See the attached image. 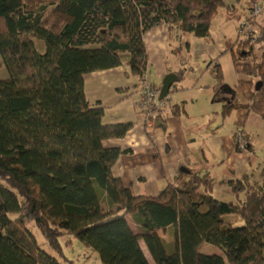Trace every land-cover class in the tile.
<instances>
[{
  "label": "trees",
  "instance_id": "16d2710c",
  "mask_svg": "<svg viewBox=\"0 0 264 264\" xmlns=\"http://www.w3.org/2000/svg\"><path fill=\"white\" fill-rule=\"evenodd\" d=\"M219 8L237 11L227 0H0V74H8L0 78V264H64L63 235L105 264H264V160L222 180L234 201L211 194L215 177L197 163L157 195L134 194L115 169L127 150L106 146L134 123L106 122V105L85 89L94 72L128 65L147 74L144 36L156 27L175 28L180 41L209 38ZM251 12L248 21L259 16ZM261 38L228 42L242 76L234 87L212 63L223 121L240 109L264 121ZM172 109L185 112L182 104ZM237 131L244 140L241 148L234 132L237 150H253L250 134ZM206 245L218 251L206 253Z\"/></svg>",
  "mask_w": 264,
  "mask_h": 264
},
{
  "label": "crops",
  "instance_id": "0c3cea01",
  "mask_svg": "<svg viewBox=\"0 0 264 264\" xmlns=\"http://www.w3.org/2000/svg\"><path fill=\"white\" fill-rule=\"evenodd\" d=\"M247 1L250 9L251 2ZM227 2L236 6L232 0ZM178 34L175 28L160 26L144 36L149 55L148 80L157 87L161 86L157 85L154 79L162 82L169 73L181 72L183 75L178 69L179 65L172 62L170 57H176L182 50L191 54L192 50L187 46L190 44L187 36L183 35L180 41ZM212 63L214 58L211 59L210 64ZM123 73L124 68L118 67L88 74L85 79L106 80ZM139 87L140 80L130 94L125 86L116 87V97L120 100L128 96L132 98L134 112L123 119L107 118V121L128 120L134 123V127L124 138L106 142L108 147L127 150L119 158L115 169L134 194L157 195L169 182L175 180L182 167H192L195 163L198 171H209L215 181H218L215 185L227 191L228 186L221 183L222 180L240 178L264 160L263 142L250 136V145H253L254 149L243 151L237 150L234 139L237 128L245 131L248 123L257 119L255 113L245 109L232 111L227 118V123L232 126L228 130L225 127L220 128L219 119L214 118V110L203 109L202 113H195L205 118V121L200 123L197 121L198 116L188 109L187 96L181 94L175 85L171 88L169 97L165 99L167 104L157 125L152 121L153 126H148L138 114L136 92ZM203 87L210 88L209 85ZM203 87L200 86L198 91H202ZM212 91L214 92V89ZM96 101L104 102V99L97 98ZM181 104L185 112L174 115L172 106Z\"/></svg>",
  "mask_w": 264,
  "mask_h": 264
},
{
  "label": "rangeland",
  "instance_id": "374dc122",
  "mask_svg": "<svg viewBox=\"0 0 264 264\" xmlns=\"http://www.w3.org/2000/svg\"><path fill=\"white\" fill-rule=\"evenodd\" d=\"M232 1L236 4L237 11L233 15H228L225 8H219L216 14L212 17V29L209 38H197L194 35L189 34L187 35V41L191 46V54L182 50L176 57H170L172 62L179 65V71L183 72L182 79L178 81L176 85L180 93L187 96L188 109L193 114L202 113L203 109L209 111L214 110V118L217 117L219 119V125H221L220 128L225 127L228 130L232 127L227 123V118L229 116H226V119L223 121L222 115L219 113L216 114L217 111H221L222 105L216 98V91H212L213 87L215 88L217 81L215 74L212 72L214 65L209 67V64L211 59L214 58V62H218L221 65L223 80L225 82L224 84L234 87L242 76L237 74L235 70L232 53L227 50L228 42L230 40L234 41L238 37H241L242 39L246 38V30H242V25L244 23H248L249 26L257 32L263 31L264 35V16L259 15L256 18L252 17L248 21V1ZM263 50L264 40H261L256 44V54L260 55ZM127 66L128 65L123 66L124 73L121 75L106 80L87 79L85 81L87 95L94 104L96 103L97 98L104 99V104L106 105L105 121L108 120L107 118H110L111 120L127 118L129 117L128 115H131L134 112V102L130 96L121 100L116 97V93L118 92L115 90L116 87L123 85L128 91L127 93L130 94L139 84L140 77L134 74ZM0 67H2L1 64ZM7 75V71L5 70V75L0 74V78H5ZM154 80L157 85L161 86V80ZM206 85H209L210 88L203 87ZM200 86L203 87L201 88L202 91H198ZM199 98H201V100H199ZM195 116H198L197 121L200 123L205 121V118H202L200 114H195ZM256 116L257 117L255 118L257 119L248 123L247 128H245V133L250 134L251 137L264 143V123L258 115ZM217 182L218 181H215V183ZM211 194L214 197L225 201L235 200L230 190L224 191L218 185H215ZM29 227L34 231L41 246L47 249L50 253L57 255L45 241L36 224L30 222ZM60 241L63 246L64 255L57 256L64 264H67L68 260H73L78 264H105L100 259L97 251L86 246L77 237L63 235L60 238ZM203 251L206 253H212L218 250L211 245H206L203 247Z\"/></svg>",
  "mask_w": 264,
  "mask_h": 264
},
{
  "label": "built area",
  "instance_id": "2783aa9c",
  "mask_svg": "<svg viewBox=\"0 0 264 264\" xmlns=\"http://www.w3.org/2000/svg\"><path fill=\"white\" fill-rule=\"evenodd\" d=\"M252 6V16H258L263 11V2L261 0H250ZM244 29H246V37L256 40L263 36V31L257 32L255 29L251 28L247 23L243 24ZM161 87H157L151 84L148 80V75L143 74L140 77V87L136 92L137 99V109L139 117L144 120L148 126H152V121L150 116L158 115L162 112L166 106V101L160 100ZM235 135L237 136V142L242 148L244 146L243 138L238 134L236 130Z\"/></svg>",
  "mask_w": 264,
  "mask_h": 264
},
{
  "label": "water",
  "instance_id": "95a60500",
  "mask_svg": "<svg viewBox=\"0 0 264 264\" xmlns=\"http://www.w3.org/2000/svg\"><path fill=\"white\" fill-rule=\"evenodd\" d=\"M180 74L178 73H169L167 74L162 81L161 85V93L160 100H164L170 93L171 88L176 85L179 81ZM261 87V83L256 85V88L259 89ZM182 171H187L186 167L181 168Z\"/></svg>",
  "mask_w": 264,
  "mask_h": 264
}]
</instances>
